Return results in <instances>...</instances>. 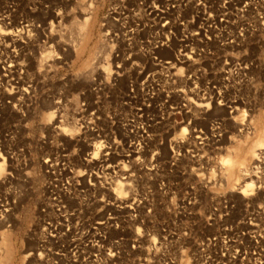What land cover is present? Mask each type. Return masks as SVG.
<instances>
[{"label": "rangeland", "instance_id": "374dc122", "mask_svg": "<svg viewBox=\"0 0 264 264\" xmlns=\"http://www.w3.org/2000/svg\"><path fill=\"white\" fill-rule=\"evenodd\" d=\"M261 135L264 0H0V264H264Z\"/></svg>", "mask_w": 264, "mask_h": 264}, {"label": "bare ground", "instance_id": "6f19581e", "mask_svg": "<svg viewBox=\"0 0 264 264\" xmlns=\"http://www.w3.org/2000/svg\"><path fill=\"white\" fill-rule=\"evenodd\" d=\"M86 22V21H85ZM86 25V23H85ZM27 27V26H26ZM22 31V30H21ZM19 33V32H18ZM20 34V33H19ZM162 34H164L165 36H163V39H161L160 42L158 43H155L154 44V49H160V50H172L173 48V42H178V43H181L183 42L184 38L186 40H188L187 38V34H180V36H176L173 32H172V29H170V26H168L167 23H165V26L163 27V30H162ZM190 35V38H192V33L189 34ZM20 37V36H19ZM204 44V48L201 49V53L204 55V56H211L212 55V52L210 50V48H208V42L205 40V42H201ZM185 51H187V49H189V51L187 53L184 54V56L182 57H185L184 60L186 59L188 62H191L190 60V57L191 55H194L195 56V59H193V65H197L199 64L198 61H195V60H200L199 57L201 56L200 55V51L197 50L198 54H196L195 52H192L191 47H189V44H187L185 47ZM43 58V57H42ZM156 59V58H155ZM183 59V58H182ZM178 61V60H177ZM11 62V61H10ZM162 62V61H160ZM12 63V62H11ZM162 63H164L165 65V70H168V68L171 66V62L170 61H163ZM13 64V63H12ZM12 72V71H11ZM206 73V72H205ZM206 84V83H205ZM208 87L210 85V82H208ZM207 87V88H208ZM197 88V86H196ZM206 88V89H207ZM205 90V89H204ZM209 90V89H208ZM205 93V92H204ZM203 93V94H204ZM168 97V96H166ZM216 126H218L217 123L215 122H212L211 124V128L212 130L214 131V129H216ZM62 131H66V129H63L62 128ZM215 137V136H214ZM251 143V142H250ZM264 145V136L261 135L257 140H255V142H253L249 147L246 148V150H244V156L246 159H249L250 157H254L256 156L255 154V151H258L259 149L258 148H261L262 146ZM97 149V148H95ZM257 153V152H256ZM222 165H224L225 168L228 169V171L232 174L233 171H237L238 174H241L244 170V168L242 167L243 164L245 163L243 159H239L238 161L237 160H232L230 157H225L222 159L221 161ZM3 163H0V175L3 174ZM244 173V172H243ZM249 186V185H248ZM247 187V186H246ZM117 192L120 193L122 192V189L119 187L117 188ZM245 192V189L244 191H242V193ZM6 209V208H5ZM2 236V235H1ZM2 239V238H1ZM7 239H3V245H7Z\"/></svg>", "mask_w": 264, "mask_h": 264}]
</instances>
